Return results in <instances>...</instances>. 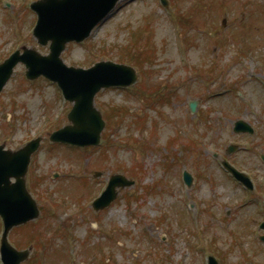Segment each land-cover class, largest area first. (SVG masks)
Returning <instances> with one entry per match:
<instances>
[{"label":"rangeland","instance_id":"obj_1","mask_svg":"<svg viewBox=\"0 0 264 264\" xmlns=\"http://www.w3.org/2000/svg\"><path fill=\"white\" fill-rule=\"evenodd\" d=\"M30 1L0 0V62L23 45L48 51L32 35L36 15L25 10ZM201 1L211 3L209 17L203 8L196 13ZM7 2L12 7L7 8ZM175 3L182 14L190 12L187 17L194 19L187 23L190 29L182 28V41L172 19L173 4L163 8L160 0H122L89 40L70 43L63 52L65 62L74 66L88 67L101 59L135 62L133 57L143 66L134 89H109L96 98L114 124L115 118L124 117L107 128L114 148L51 146L48 127L68 122L70 104L56 85L28 82L24 65L17 66L0 93V144L15 149L45 136L33 157L29 185L47 214L10 234L17 247L33 246L24 264H40V260L41 264H99L92 263L97 255L115 264H206V255L213 251L223 255L222 264H264V243L258 235L250 238L252 229H258L255 223L264 220L258 211L264 199V0ZM223 34L229 38L224 40ZM164 84L168 97L159 99L153 92ZM231 87L240 90V96L238 90L224 92ZM138 91L158 102L130 99L128 92ZM192 98L201 99L197 114L188 107ZM147 105L148 121L141 130L130 111L139 115ZM125 106L128 115L113 110ZM239 118L252 123L257 133H234ZM129 131L134 135L131 143L126 140ZM230 143L241 147L229 158L254 177L258 187L254 194L243 191L220 166ZM173 155L179 160L172 164ZM178 163V168L189 167L196 173L191 188L181 184ZM97 171L102 173L99 177ZM118 172L136 180L129 192L140 185L156 188L150 194L142 189L141 197L131 203L126 195L129 189L123 190L108 209L95 213L92 200ZM187 212L195 218L192 227ZM163 216L168 219L162 220ZM91 221L100 224L98 230L92 229L96 226ZM168 227L173 236L163 242ZM243 230L246 234L239 240L236 233L241 236Z\"/></svg>","mask_w":264,"mask_h":264},{"label":"water","instance_id":"obj_2","mask_svg":"<svg viewBox=\"0 0 264 264\" xmlns=\"http://www.w3.org/2000/svg\"><path fill=\"white\" fill-rule=\"evenodd\" d=\"M115 3L116 0H39L33 3L32 8L39 13L35 34L44 41L52 39V54L41 56L34 49L25 48L23 55L18 51L0 66V90L14 65L22 60L28 67L29 77L46 74L58 81L66 96L75 101L69 115L73 124L54 134L56 139L81 145L98 143L104 121L94 107L95 93L103 86L129 85L137 78L135 70L124 64L100 62L90 69L69 68L58 58L66 41L81 40L87 36ZM38 143L39 140L32 141L17 152L2 151L0 148V214L5 223L1 251L5 264H19L28 253L15 251L7 242L9 230L13 225L34 218L39 213L35 201L25 188L24 178L30 155ZM12 176L17 178L15 183L10 182ZM131 183L122 175H114L108 189L94 202L95 207L108 205L117 194V186Z\"/></svg>","mask_w":264,"mask_h":264}]
</instances>
